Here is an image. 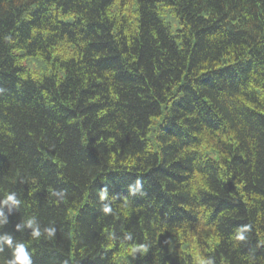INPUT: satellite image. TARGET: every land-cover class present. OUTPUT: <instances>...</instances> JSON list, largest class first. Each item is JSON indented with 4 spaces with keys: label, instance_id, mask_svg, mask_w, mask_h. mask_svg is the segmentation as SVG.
Wrapping results in <instances>:
<instances>
[{
    "label": "trees",
    "instance_id": "1",
    "mask_svg": "<svg viewBox=\"0 0 264 264\" xmlns=\"http://www.w3.org/2000/svg\"><path fill=\"white\" fill-rule=\"evenodd\" d=\"M9 192L33 264H264V0H0Z\"/></svg>",
    "mask_w": 264,
    "mask_h": 264
},
{
    "label": "clouds",
    "instance_id": "2",
    "mask_svg": "<svg viewBox=\"0 0 264 264\" xmlns=\"http://www.w3.org/2000/svg\"><path fill=\"white\" fill-rule=\"evenodd\" d=\"M20 203L21 201L18 199L16 193L9 192L2 199H0V208L4 205L17 206ZM6 222L7 219L3 211H0V225H3ZM27 223L29 226H32L33 221L29 220ZM46 231L48 232V235L51 236L53 229L47 228ZM40 234L41 233L38 228H33L32 236L34 239H38ZM238 238L244 239L242 235H239ZM5 245L11 249V258L7 261V264H33L31 255L24 243H14L13 237L10 234H6L3 237H0V250H3Z\"/></svg>",
    "mask_w": 264,
    "mask_h": 264
}]
</instances>
